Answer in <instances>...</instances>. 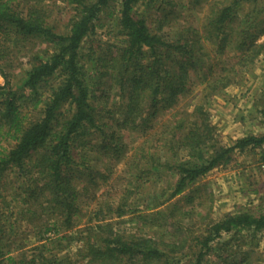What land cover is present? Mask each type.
<instances>
[{
	"label": "trees",
	"instance_id": "obj_1",
	"mask_svg": "<svg viewBox=\"0 0 264 264\" xmlns=\"http://www.w3.org/2000/svg\"><path fill=\"white\" fill-rule=\"evenodd\" d=\"M61 1L66 16L58 28L49 20L44 0H0V40L40 41L31 47L27 67L15 75L1 63L0 44V264H212L214 251L226 252L233 239L232 248L238 250L241 239L256 246L264 232L261 204L211 220L191 235V242L187 237L174 242L162 235L121 231L111 221L127 213L150 218L151 213L139 211L130 200L159 172L172 171L174 178L161 194L146 195L141 208L158 207L180 195L200 176L230 161L235 149L259 148L264 158V133L246 134L228 146L217 144L203 104L194 105L183 118L172 113L176 119L172 126L163 123L159 145L145 140L134 147L127 165L130 186L116 203L88 211L84 205L87 197L95 198L88 184L96 186L98 177L107 179L111 173L106 164L94 171L91 161L99 155L118 159L128 131H145L162 105L189 93L191 73L203 72L205 99L264 54V39L258 41L264 35V0H207L199 27L182 23L171 35L160 31L164 21L170 24L165 17L184 19L186 6L200 0ZM114 3L116 10L107 14L117 13L121 40L102 61L83 52L84 45L100 14ZM153 7L155 18L147 13ZM205 41L214 44L217 56L231 51L228 66L216 70V63L207 62ZM95 75L103 82L93 79ZM259 113L264 120V106ZM168 127L169 135L163 136ZM181 152L185 157H179ZM48 234L68 243L76 239L77 257L59 255L60 242L54 252ZM229 254H214V264H255L248 251L227 260Z\"/></svg>",
	"mask_w": 264,
	"mask_h": 264
},
{
	"label": "rangeland",
	"instance_id": "obj_2",
	"mask_svg": "<svg viewBox=\"0 0 264 264\" xmlns=\"http://www.w3.org/2000/svg\"><path fill=\"white\" fill-rule=\"evenodd\" d=\"M182 1L186 3L190 0ZM44 3L49 10V20L58 28H61L66 16L65 5L61 0H44ZM190 3L183 10L184 19L168 15L165 19L170 18V24L168 25L164 21L160 31L171 35V33L176 32V26L186 22H192L195 27H199L208 10V1L200 0L198 4L193 5H190ZM142 7L140 6L139 9L141 10ZM115 8H117L116 3L100 14L94 33L84 45L83 52L92 53L95 59L101 58L103 61L109 54L108 51L114 47L113 44L121 40L120 36L117 35L115 21L117 13L107 14L109 10H116ZM147 13L154 18L157 15L155 7ZM151 23V27L152 25L153 27L156 26V22ZM263 39L264 35L258 37V41ZM39 42V39H28L26 41L19 39L17 42L13 40V43L0 40V44L3 46L2 52L4 53L1 63L5 64L9 73L14 75L19 73L21 68L28 65L27 60L31 53V47L34 44L36 46ZM203 46L209 56L207 62L212 65L216 63L214 69H219L221 65L228 66L231 51L227 50L226 53L217 56L214 54V44L205 41ZM204 59L206 60V57ZM98 64L101 65L102 62L98 61ZM90 71L94 74L95 69L91 68ZM195 72L190 75L191 89L189 93L178 95L176 100L169 105H162L156 117L151 120L150 124H147L151 127L146 128L145 131H128L125 134L124 138L121 139L124 145L123 153L118 159L114 157L108 159L99 155L96 160L91 161L94 171H99L106 164L109 166L111 173L107 179H101V176L98 177L97 187L95 184H88V191H94L95 198L90 199V197H87V207L84 205L87 211L98 204L116 203L123 188L130 186L128 182L132 172H128L127 165L130 163L129 160L134 147L145 140L152 146L155 143L159 145L161 141L157 142L156 138L161 133L163 123L172 126L174 119H176L170 117L172 113H177L183 118L187 112L192 110L194 105L203 104L209 121L214 126V140L219 145H232L237 138L246 134L264 133V120L259 113V109L264 106V54L257 57L249 69L241 71L234 79H231V83L226 87L205 99H201L203 84H200V82L203 72ZM93 79L103 82V79H99L96 75L93 76ZM169 127L165 129L163 136L167 133L169 135ZM162 132H164V128ZM2 143L7 144L6 141H2ZM163 150H166V148L164 147ZM164 152L166 153V151ZM181 153L178 154L179 157H185L183 152ZM262 156V151L259 148L243 151L235 149L230 161L214 167L200 176L187 186L180 195L167 200L158 207L141 208L146 195L154 197L161 194V191L166 187V182L174 178L172 171L165 173L166 175L159 172L157 175L152 176V182L143 183L130 200L134 205H138L139 211L142 210L146 214L151 213L150 218L145 221V219L132 218V213H127L120 218L112 217L111 221L116 222L114 227L119 228L121 231L134 232L137 235L146 234L154 238L162 235L164 241L174 242L181 237H187V242H191L192 234L200 233L211 220L219 219L228 212L246 208L253 209L258 204H261L264 208V158ZM166 158L169 159L168 156ZM133 182L134 184L137 183L134 180ZM80 226L82 225L76 228ZM21 227L26 230L25 225ZM189 233H191L190 236ZM49 236L52 241L50 247L54 248V252L58 250L55 247L60 242L63 249L58 250L59 255L68 254L72 258L77 257V254H74L77 245L76 239L68 243L66 240H55V235ZM222 237L227 239L225 234ZM248 241V239L246 241L243 239L238 240L240 250L235 247L232 248V244L235 242L234 239L229 241L230 244L226 252L216 249L211 257L212 264H214L213 260L217 261L214 254L222 253V255L227 256V253H230L227 259L229 260L236 257L238 251H248L251 253L250 258L253 259V263L264 264V232L258 236L256 246H249ZM65 245L68 246L65 247Z\"/></svg>",
	"mask_w": 264,
	"mask_h": 264
}]
</instances>
